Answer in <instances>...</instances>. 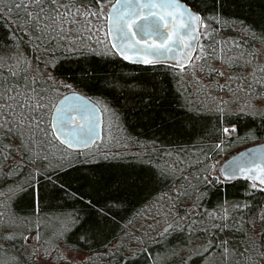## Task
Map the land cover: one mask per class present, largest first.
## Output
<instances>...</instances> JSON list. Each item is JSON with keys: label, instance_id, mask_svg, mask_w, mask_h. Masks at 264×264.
Instances as JSON below:
<instances>
[{"label": "trees", "instance_id": "trees-1", "mask_svg": "<svg viewBox=\"0 0 264 264\" xmlns=\"http://www.w3.org/2000/svg\"><path fill=\"white\" fill-rule=\"evenodd\" d=\"M184 1L192 2L198 10L207 9L202 14L208 15L205 24L210 30L207 36L202 35L195 57L205 46L220 53L227 38L233 47L228 50L231 55L233 50L254 55L256 47H264V0ZM72 3L96 6V0ZM5 6L11 7L1 0L0 79L11 81L14 72L17 81L21 75L35 80L32 87L44 97L40 102L45 106L36 110L37 120L24 128L23 138L0 141V264L31 261L21 240L29 221L36 224L40 242H59L88 254L105 252L101 264H264V233L260 232L264 186L256 187L259 184L247 178L217 180L208 171V165L222 152L264 142V118L246 111L232 112L228 118L225 109L221 119L216 108L204 107L202 99H195L184 72L173 64H134L106 52L104 41L95 42L91 35L62 37L53 26L56 21L45 19L44 12L28 11L33 13L30 19L28 12L11 11L10 22L3 15ZM36 16L42 22L39 28L33 25ZM258 71L264 74V67ZM246 79L244 75L238 81L241 84ZM70 91H80L98 103L104 121L107 108L113 110L133 147L94 158L88 153L102 141L84 151L63 146L52 130L51 115L53 106ZM40 119L45 122L39 124ZM228 123L237 126L231 136L221 131ZM220 140L224 143L218 148ZM7 143L17 148L24 143L26 147L16 152L5 149ZM66 153L73 157L66 159ZM163 169L168 172L159 182L141 181L129 188L120 179ZM188 178L193 183L187 186L192 193L183 197L179 193L178 201L173 202L181 217L179 225L166 232L161 228L129 254L120 249L109 252L147 204L172 189L175 182L185 185ZM33 189L39 193L36 199L31 195ZM25 191L29 195H24ZM192 194L198 204L193 213L187 211ZM106 204L115 207L105 227L91 228L100 218L97 208ZM7 210L22 220L24 231L16 229L20 235H14L1 219ZM249 220L257 225L255 239L248 228ZM237 221L241 223L237 225ZM188 257L191 259H182Z\"/></svg>", "mask_w": 264, "mask_h": 264}, {"label": "snow or ice", "instance_id": "snow-or-ice-1", "mask_svg": "<svg viewBox=\"0 0 264 264\" xmlns=\"http://www.w3.org/2000/svg\"><path fill=\"white\" fill-rule=\"evenodd\" d=\"M31 3L39 13L46 10L50 11L56 17L57 27L61 29L68 22L65 18H70L71 22L76 23L72 11L73 5L68 3L67 0H64V2H61V0H48L47 4L44 3V0H31ZM15 7L20 9L21 5L16 4ZM5 9L3 15L11 22L12 17L9 14L12 9L7 6H5ZM75 13L94 17L99 23L103 24V27L98 29L99 32L104 33V29H107L105 35L112 37V39L109 41L111 48H108L107 45L104 46L106 52L118 55L125 61L142 62L145 65H155L158 60L174 58L179 61L176 67L183 69L185 63L190 64L188 53L198 43L196 33L200 26L205 25L202 31L204 36H207L210 30L205 24L208 15L202 14L207 13V9L198 10V8L193 7L192 2H184V0H114V2L113 0H96L95 8L91 4L88 5L87 9L82 4H76ZM27 15L30 19L33 17L32 12H28ZM212 18L217 19L218 17L213 16ZM41 23L40 17L36 16L33 20L34 27H41ZM24 31H27V29L25 28ZM180 53L184 54L180 55ZM197 59H199V56H197ZM212 71L216 70L213 69ZM219 74L223 75L222 72ZM11 75V81L6 77L0 79V101H3L0 103V141L23 138L25 135L24 128L37 120L34 115L36 110L45 106L40 102L44 97L40 96L32 87L35 80L29 81L26 75H21L20 80L17 81L16 73L13 72ZM48 80L54 81V77L48 76ZM65 87L70 89L72 85H65ZM56 90L58 91V89ZM220 104L225 107L217 110L221 113L220 118L224 119L227 101L221 100ZM53 107L55 113L51 126L56 129V136L69 148L78 146L82 142L86 143L95 134L96 105L89 102L87 97L76 92H70L67 96L62 97L59 104ZM238 111L244 113L245 109L241 108ZM249 114L252 116L260 115L264 118V113L251 111ZM231 116L232 112L228 109L227 117L231 118ZM44 122L43 119L39 120V124ZM236 127V124L228 123L222 127L221 131L224 135L231 136ZM223 143L224 141L220 140L216 147L219 148ZM3 147L20 152L26 145L22 143L17 148L13 144L7 143ZM68 155L71 156V153H68ZM4 158L7 159V156ZM258 159L261 161L259 165L256 163ZM69 164H71V160ZM50 168L53 172L56 171L52 166ZM253 169L264 173V152L256 153L249 150L247 155L243 157H234L231 161H224L219 168L215 163L208 165V171L217 180L220 179L221 175L227 179L235 176H248L249 179L259 180L260 185H264V175H256ZM37 171L39 172V170ZM167 172L168 169H163L159 173L148 170L147 176H132L129 174L120 179L122 183L131 188L141 181L145 183L148 181L159 182ZM217 172L220 175H217ZM47 179L52 180V177ZM204 179L206 180V177ZM260 185L255 186L259 187ZM23 194L29 195L26 191ZM31 195L36 199L39 193L36 189H33ZM88 203L91 204V201H88ZM97 203L99 204V202ZM112 207H115V205L106 204L104 207H98L97 211L100 218L96 219L90 227L103 229L106 219L111 215ZM180 219V217L176 218L175 225H179ZM236 223L239 225L241 222L237 221ZM248 228L251 229V235L255 239L258 236L256 223L249 220ZM260 232L264 233V218L260 219ZM80 239L84 240L85 236H81ZM21 240L27 243L28 236L22 235ZM35 240H40L39 234H37ZM51 247L56 248L57 252L60 251L58 246L54 244ZM131 255L135 256V253L133 252ZM261 255L264 256V252ZM26 257L31 260V264H52V261L56 259L51 254L50 246L45 244L41 247L40 243H35L33 249L26 253ZM64 258L68 259L67 256ZM124 259L127 260L128 257ZM182 259H191V257Z\"/></svg>", "mask_w": 264, "mask_h": 264}, {"label": "rangeland", "instance_id": "rangeland-1", "mask_svg": "<svg viewBox=\"0 0 264 264\" xmlns=\"http://www.w3.org/2000/svg\"><path fill=\"white\" fill-rule=\"evenodd\" d=\"M4 1L7 5L11 6L9 8H11L13 12L16 10L23 12L37 11L31 3V0H27V2H25V0ZM67 1L73 5L72 11L76 23L71 22L70 18H65L68 21L66 23L67 26L61 29L57 27L58 22L56 21V17L47 10L43 13L45 15V19L48 18L52 21H56L53 26H56L62 37H65L66 34H71L73 38H79L82 35L87 34V36L91 35L92 40L95 42L100 43L104 41L102 46L107 45V41H105L108 40L105 35L106 28L104 29V33L98 31L100 27H103V24L99 23L94 17L77 15L75 13V4L72 3L74 0ZM47 2L48 0H44L45 4H47ZM16 4L21 5L20 9L15 7ZM95 7L96 6L93 8ZM84 8L87 9V7ZM228 43L229 38H227V41H225L224 44L221 43L222 51L218 54L217 51L213 53L211 51L212 49L207 50V46H205L206 48L203 47L202 52L198 55L199 59L195 57L194 61L190 64L191 66L189 65L187 68L182 69L185 80L188 81L190 87L192 88L191 94L195 97V99H202V101H204V107H212L216 109L224 108L225 106L221 105L220 101L226 100L227 106L225 109L227 111L230 109L231 112H236L241 108L245 109L246 112H259L264 110V92L262 91L264 90V74H261L258 71V68L264 67V47H256L253 51L254 55L245 54L239 50H233L231 55L228 53V50L233 47ZM204 45L207 44L204 43L203 46ZM209 53L211 56H208ZM249 53H252V51ZM203 54H206L205 57ZM229 55H231L230 58ZM233 60H236L237 62H232ZM213 69L216 71H212ZM220 72H222L223 75H220ZM244 75L247 76V82L240 84L238 79ZM250 88L252 89L247 91ZM117 122L118 120L115 112L107 108L105 111L104 136L101 140L102 142L90 150L88 153L89 156L101 158L113 151L122 149L125 150L133 147L130 139L124 135V132L120 129ZM244 147L247 146H240L230 151L222 152L220 157L212 163H215L217 168H219V166L226 161L228 157ZM64 157L66 159H71L73 155L69 156L68 153H66ZM218 175H220L219 172ZM220 178H222V176H220ZM188 184H193L192 180L189 178L185 185L180 184V182L177 181L172 189L147 204L136 215L130 224L129 229L109 249V252H114L115 250L120 249L125 252V254H129L133 248L143 246L146 243L147 237L155 235L167 223L179 216L177 208H173V202L178 201L179 193L182 197L192 193L191 190L187 188V186H189ZM184 201L186 202L188 200L184 198ZM197 206L196 196H193L192 194L187 211L193 213ZM1 219L5 221L6 227L12 229V233H14V235H20L17 233L16 229H19V232L21 230L24 231L25 226L23 225L22 220L18 219L15 215L10 214L8 210L2 214ZM27 224L26 236H28V240L26 248L23 249L25 254L33 249L35 243H40L41 247L45 245L40 242V240H35L38 234L36 224L34 222L31 223V221ZM57 224L58 223L55 225ZM10 236L11 235L9 234L8 237ZM53 244L58 246L60 249L59 252L56 251V248L51 247ZM53 244H48L50 246L52 256L56 257V259L52 261V264H101L106 256L105 252L99 254H88L78 250L66 248L59 242ZM65 256H67L68 259H65ZM25 264H31V261H26Z\"/></svg>", "mask_w": 264, "mask_h": 264}, {"label": "water", "instance_id": "water-1", "mask_svg": "<svg viewBox=\"0 0 264 264\" xmlns=\"http://www.w3.org/2000/svg\"><path fill=\"white\" fill-rule=\"evenodd\" d=\"M114 2V1H113ZM185 2V1H184ZM196 36L198 37V43L197 45L193 48V50L191 52L188 53V58L189 61L191 63V61L193 60V58L195 57L197 50H198V46L202 37V25L200 26V28L198 29ZM112 37L109 36V40H111ZM184 53H180V55H183ZM120 57V56H119ZM122 58V57H121ZM123 59V58H122ZM130 62V61H127ZM130 63H134V64H143L142 62H130ZM156 63H170L173 64L175 67L176 65L179 63V61L175 60L174 58H170L168 60H158ZM145 65V64H143ZM189 63H185L184 67L188 66ZM178 68V67H177ZM70 92H76L79 93L81 96H85L88 98L89 102H91L92 104L96 105V124H95V134L92 136V138L90 140H88L86 143L82 142L80 143L78 146L69 148L66 144H64L57 136H56V129L54 127H52V130L54 132V135L56 137V139L66 148L72 150V151H84L87 149H90L92 147H94L99 141L102 140L103 136H104V112L101 108V106L96 103L95 101H93L88 95L80 92V91H70ZM70 92H67L66 94H64L62 97L67 96ZM62 97L58 100V102L56 104H59L61 102ZM55 113V108L52 111V115H51V123L53 120V115ZM58 123V121H57ZM249 150H252L253 152L256 153H261L264 152V142H260L257 144H253L248 146L247 148H245L244 150L240 151L239 153L231 156L230 158H228V161H231L232 158L234 157H243L245 155H247V153L249 152ZM224 163V162H223ZM222 163V164H223ZM257 165H259L261 163V161L258 159L256 161ZM221 164V165H222ZM253 171L256 173V175H264V173H260L257 169H253ZM235 177H247L248 176H235ZM234 178V177H233ZM258 182H260L259 180H257ZM180 217V216H177ZM176 217V218H177ZM176 218L173 219L171 222L167 223L163 228L162 231L166 232L168 230H170L174 225H175V221ZM181 218V217H180ZM181 221V219H180Z\"/></svg>", "mask_w": 264, "mask_h": 264}, {"label": "flooded vegetation", "instance_id": "flooded-vegetation-1", "mask_svg": "<svg viewBox=\"0 0 264 264\" xmlns=\"http://www.w3.org/2000/svg\"><path fill=\"white\" fill-rule=\"evenodd\" d=\"M106 32H107V29H106ZM107 38H108V41H110L109 40V36H107ZM110 44V43H109ZM111 46V45H110ZM196 56V55H195ZM195 58V57H194ZM193 58V59H194ZM254 144H257V143H254ZM251 145H253V144H251ZM250 146V145H249ZM248 147V146H247ZM247 147H244L243 149H241V150H239L238 152H236V153H234L233 155H235V154H237V153H239L240 151H242V150H244L245 148H247ZM233 155H231V156H233ZM230 156V157H231ZM230 157H228V158H230ZM227 158V159H228ZM221 166V165H220ZM219 166V167H220ZM222 176V175H221ZM237 178H247V177H234V178H231V179H227V178H225L224 176H222V179L223 180H225V181H231V180H234V179H237ZM247 179H249V178H247ZM250 180H253L254 182H256V183H258L259 185H260V182H258L256 179H250ZM261 186H264V185H261Z\"/></svg>", "mask_w": 264, "mask_h": 264}]
</instances>
